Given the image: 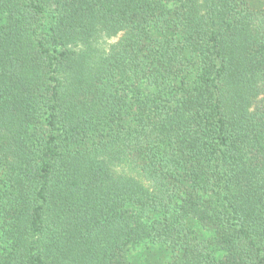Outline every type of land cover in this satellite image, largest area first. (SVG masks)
Listing matches in <instances>:
<instances>
[{
  "label": "trees",
  "instance_id": "trees-1",
  "mask_svg": "<svg viewBox=\"0 0 264 264\" xmlns=\"http://www.w3.org/2000/svg\"><path fill=\"white\" fill-rule=\"evenodd\" d=\"M0 264H264V0H0Z\"/></svg>",
  "mask_w": 264,
  "mask_h": 264
},
{
  "label": "rangeland",
  "instance_id": "rangeland-1",
  "mask_svg": "<svg viewBox=\"0 0 264 264\" xmlns=\"http://www.w3.org/2000/svg\"><path fill=\"white\" fill-rule=\"evenodd\" d=\"M121 166L123 165H119V166H116V169H119ZM139 250L137 249L136 250V254H138ZM137 259L136 260H141V261H144V258L143 257H136Z\"/></svg>",
  "mask_w": 264,
  "mask_h": 264
}]
</instances>
